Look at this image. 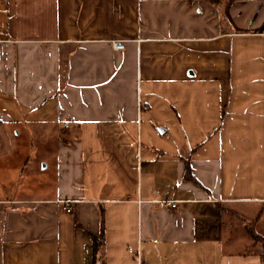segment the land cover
Masks as SVG:
<instances>
[{
	"label": "crops",
	"instance_id": "crops-1",
	"mask_svg": "<svg viewBox=\"0 0 264 264\" xmlns=\"http://www.w3.org/2000/svg\"><path fill=\"white\" fill-rule=\"evenodd\" d=\"M94 240L261 264L264 0H0V264H93Z\"/></svg>",
	"mask_w": 264,
	"mask_h": 264
},
{
	"label": "built area",
	"instance_id": "built-area-1",
	"mask_svg": "<svg viewBox=\"0 0 264 264\" xmlns=\"http://www.w3.org/2000/svg\"><path fill=\"white\" fill-rule=\"evenodd\" d=\"M110 45L114 51H122V50H124V47H125L124 42H121V41H112V42H110ZM162 205L167 207V208H170V209H174L176 207L175 203L171 202V201H163ZM71 206L72 205H70L69 203L63 202L61 209L64 213L69 214V213H72V207ZM128 251L134 255V259H135L137 264H145L143 259H142L141 251H140L139 247H138V249H133V248L129 247Z\"/></svg>",
	"mask_w": 264,
	"mask_h": 264
},
{
	"label": "trees",
	"instance_id": "trees-1",
	"mask_svg": "<svg viewBox=\"0 0 264 264\" xmlns=\"http://www.w3.org/2000/svg\"><path fill=\"white\" fill-rule=\"evenodd\" d=\"M248 233L250 234L251 238L255 241V242H259L261 239L259 237H257L256 235H254L251 231H248ZM102 246V244L100 242H98L97 240H94L93 243V264H101V257L99 255L100 253V247ZM261 258V264H264V244H263V252L260 255Z\"/></svg>",
	"mask_w": 264,
	"mask_h": 264
},
{
	"label": "rangeland",
	"instance_id": "rangeland-1",
	"mask_svg": "<svg viewBox=\"0 0 264 264\" xmlns=\"http://www.w3.org/2000/svg\"><path fill=\"white\" fill-rule=\"evenodd\" d=\"M47 174H50V172L48 171V172H46Z\"/></svg>",
	"mask_w": 264,
	"mask_h": 264
}]
</instances>
